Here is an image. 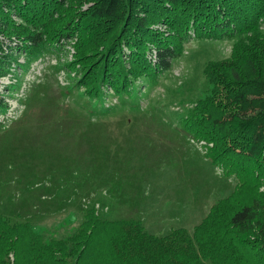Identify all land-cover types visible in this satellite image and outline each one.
I'll return each instance as SVG.
<instances>
[{"label":"trees","instance_id":"1","mask_svg":"<svg viewBox=\"0 0 264 264\" xmlns=\"http://www.w3.org/2000/svg\"><path fill=\"white\" fill-rule=\"evenodd\" d=\"M80 1L0 0V40L30 64L77 37L73 70L81 65L82 96L100 102V116L112 110L107 91L134 99L137 83L170 72L193 39L234 40L229 59L206 65L211 89L183 123L238 183L192 231L165 237L141 220L102 219L95 207L71 235L48 240L31 223L0 214V264H264V0H85L86 11ZM2 42L5 76L17 60ZM133 99L123 104L134 106ZM52 106L41 122L57 117L60 105ZM9 109L0 93V114Z\"/></svg>","mask_w":264,"mask_h":264},{"label":"rangeland","instance_id":"2","mask_svg":"<svg viewBox=\"0 0 264 264\" xmlns=\"http://www.w3.org/2000/svg\"><path fill=\"white\" fill-rule=\"evenodd\" d=\"M83 1L86 11L91 5ZM3 38L2 49L17 61L0 76L10 108L0 114V214L31 223L48 240L71 235L95 207L102 219L141 220L148 233L165 237L192 231L234 191L237 179L212 163L205 142L183 123L211 89L206 65L229 59L233 39H193L170 72L137 83L134 99L107 91L112 110L100 116V102L82 96L81 65L73 70L77 37L30 64L9 53ZM132 99L134 106L123 104ZM48 102L59 112L41 122Z\"/></svg>","mask_w":264,"mask_h":264}]
</instances>
